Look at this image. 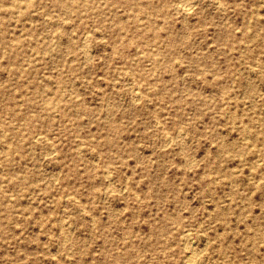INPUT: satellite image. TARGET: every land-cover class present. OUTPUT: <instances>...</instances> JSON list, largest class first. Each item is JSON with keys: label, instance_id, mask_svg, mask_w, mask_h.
<instances>
[{"label": "rangeland", "instance_id": "1", "mask_svg": "<svg viewBox=\"0 0 264 264\" xmlns=\"http://www.w3.org/2000/svg\"><path fill=\"white\" fill-rule=\"evenodd\" d=\"M175 2L0 0V264H264V0Z\"/></svg>", "mask_w": 264, "mask_h": 264}, {"label": "bare ground", "instance_id": "2", "mask_svg": "<svg viewBox=\"0 0 264 264\" xmlns=\"http://www.w3.org/2000/svg\"><path fill=\"white\" fill-rule=\"evenodd\" d=\"M206 1H209L210 3H212V4H214L215 6H217L218 8H222L223 7V0H206ZM197 5V0H176V2H175V5H174V9H175V11L176 12H179V13H181V14H183V15H186V14H188L191 10H193L194 9V7ZM223 9V8H222ZM187 18V17H186ZM45 23V22H44ZM90 34V33H89ZM86 38V37H85ZM82 42V41H81ZM86 44V43H85ZM83 46V45H82ZM85 50V52H88V50H86V49H84ZM137 51V50H136ZM85 55V54H84ZM140 55V54H139ZM85 57V56H84ZM91 58V57H90ZM89 60V59H88ZM119 72V71H118ZM132 80H133V78H132ZM135 82V81H134ZM133 85V84H132ZM139 89V88H138ZM139 91L140 90H138V92L137 91H135L134 90V94H133V98H134V100L133 101H135V100H137V99H139ZM132 93V92H131ZM140 95H142V94H140ZM141 98V97H140ZM140 101V100H139ZM137 103V102H136ZM107 107V106H106ZM159 119V118H158ZM157 120V119H156ZM156 123H157V121H156ZM80 129V128H79ZM180 131V130H179ZM182 133V132H181ZM183 134V133H182ZM178 135V132H177V134H176V136ZM181 135V134H180ZM179 135V136H180ZM169 136V135H168ZM171 136V135H170ZM170 136H169V138H170ZM182 136V135H181ZM165 137V136H164ZM169 138H167V140L165 141V143L166 144H169V143H171V141L169 140ZM248 138V137H247ZM38 139V138H37ZM170 139H172V137L170 138ZM174 139V138H173ZM176 139V138H175ZM250 140V139H249ZM175 143V142H174ZM164 144V143H163ZM165 144V145H166ZM167 146V145H166ZM181 146V145H180ZM53 152V151H52ZM79 152H81V151H79ZM55 154V153H54ZM97 163V162H96ZM192 164V163H191ZM108 167V166H107ZM106 168V167H105ZM191 168V167H190ZM109 171V170H108ZM108 171H107V175L109 174L108 173ZM106 174V173H105ZM57 176H58V174H57ZM56 176V177H57ZM112 175H110V177H111ZM55 177V176H54ZM107 177V176H106ZM109 177V176H108ZM128 178V177H127ZM128 181V180H127ZM109 182V181H108ZM109 186V185H108ZM115 187V186H114ZM127 188V187H126ZM123 191V190H122ZM14 197V196H13ZM73 197V196H72ZM105 199V198H104ZM76 202V201H75ZM62 210V209H61ZM85 210V209H84ZM119 211H120V209H119ZM115 217V216H114ZM63 222H64V220H63ZM62 224H60V226H61ZM65 226V225H64ZM61 228H63L62 226H61ZM60 228V229H61ZM64 229V228H63ZM63 229H61L62 231H63ZM71 229V228H70ZM61 232V231H60ZM65 232V231H64ZM189 233H190V231H189ZM188 232H186V233H182L183 234V240L187 243L188 241H190V240H192V239H190L189 240V236H190V234H189ZM181 234V235H182ZM70 236H71V234H70ZM190 238H191V236H190ZM66 239V238H65ZM65 242H66V240H65ZM64 242V243H65ZM68 242V241H67ZM207 242V241H206ZM189 243V242H188ZM187 243V244H188ZM195 243V242H194ZM187 244H185V245H187ZM208 245V244H207ZM193 246V245H192ZM188 248V246L186 247V249ZM191 249H192V247H191ZM190 250V249H189ZM190 251H192V250H190ZM195 251V250H194ZM193 252V251H192ZM191 253V252H190ZM194 254V253H193ZM192 253H191V258L193 257L192 255H193ZM198 254V253H197ZM189 256V255H188ZM196 256V255H195ZM191 258H189V259H191ZM192 260H193V258H192ZM186 261V260H185ZM185 261L183 262L184 264H191L190 262H191V260H188V258H187V261H186V263H185ZM194 261V260H193ZM193 261H192V264H193ZM196 261V260H195ZM195 261H194V263H195ZM197 263V262H196ZM195 263V264H196Z\"/></svg>", "mask_w": 264, "mask_h": 264}]
</instances>
